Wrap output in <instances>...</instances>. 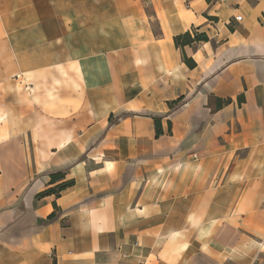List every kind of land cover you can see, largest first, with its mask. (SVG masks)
Segmentation results:
<instances>
[{"label":"crops","instance_id":"crops-1","mask_svg":"<svg viewBox=\"0 0 264 264\" xmlns=\"http://www.w3.org/2000/svg\"><path fill=\"white\" fill-rule=\"evenodd\" d=\"M110 5L0 0V264H264V0Z\"/></svg>","mask_w":264,"mask_h":264},{"label":"trees","instance_id":"trees-1","mask_svg":"<svg viewBox=\"0 0 264 264\" xmlns=\"http://www.w3.org/2000/svg\"><path fill=\"white\" fill-rule=\"evenodd\" d=\"M206 1H210V0H206ZM206 40H207V36L204 33H196V32L193 34H191L190 32H185L179 36L174 37L175 44L180 46L191 44L194 41H206ZM186 62L188 63L189 67L194 66V62L191 60L186 59ZM154 123H155L156 135H158L161 133L159 120L155 119ZM63 179H64V173L62 172H56L52 174L50 183L53 184L57 181L60 182L55 186L49 187L45 191L41 192L38 196L54 194L57 197L60 191L73 184V180H63Z\"/></svg>","mask_w":264,"mask_h":264},{"label":"rangeland","instance_id":"rangeland-1","mask_svg":"<svg viewBox=\"0 0 264 264\" xmlns=\"http://www.w3.org/2000/svg\"><path fill=\"white\" fill-rule=\"evenodd\" d=\"M114 1H119V2H121V4H123L127 0H105V3H106V11H109L110 10V9H108V7H111L112 5H110V4H112V2H114Z\"/></svg>","mask_w":264,"mask_h":264},{"label":"built area","instance_id":"built-area-1","mask_svg":"<svg viewBox=\"0 0 264 264\" xmlns=\"http://www.w3.org/2000/svg\"><path fill=\"white\" fill-rule=\"evenodd\" d=\"M235 19L239 21L241 19V16H236Z\"/></svg>","mask_w":264,"mask_h":264}]
</instances>
